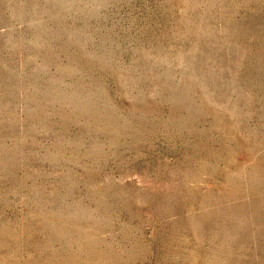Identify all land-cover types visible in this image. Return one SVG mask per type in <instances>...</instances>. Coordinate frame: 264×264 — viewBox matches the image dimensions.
I'll return each mask as SVG.
<instances>
[{
	"label": "rangeland",
	"instance_id": "rangeland-1",
	"mask_svg": "<svg viewBox=\"0 0 264 264\" xmlns=\"http://www.w3.org/2000/svg\"><path fill=\"white\" fill-rule=\"evenodd\" d=\"M0 264H264V0H0Z\"/></svg>",
	"mask_w": 264,
	"mask_h": 264
}]
</instances>
